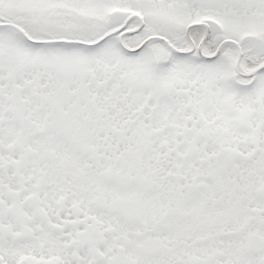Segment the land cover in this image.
<instances>
[{"label":"snow or ice","instance_id":"6c2138e0","mask_svg":"<svg viewBox=\"0 0 264 264\" xmlns=\"http://www.w3.org/2000/svg\"><path fill=\"white\" fill-rule=\"evenodd\" d=\"M0 264H264V0H0Z\"/></svg>","mask_w":264,"mask_h":264}]
</instances>
